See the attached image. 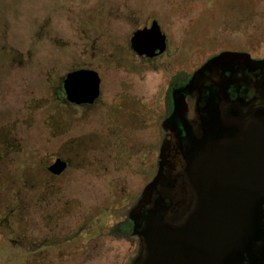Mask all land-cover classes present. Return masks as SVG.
I'll use <instances>...</instances> for the list:
<instances>
[{"label":"rangeland","instance_id":"rangeland-1","mask_svg":"<svg viewBox=\"0 0 264 264\" xmlns=\"http://www.w3.org/2000/svg\"><path fill=\"white\" fill-rule=\"evenodd\" d=\"M152 19L168 48L150 61L130 37ZM225 49L264 55V0H0V264H126L138 237L114 222L156 174L170 81ZM79 67L101 76L90 107L57 98ZM19 235L48 238L47 259Z\"/></svg>","mask_w":264,"mask_h":264},{"label":"water","instance_id":"water-1","mask_svg":"<svg viewBox=\"0 0 264 264\" xmlns=\"http://www.w3.org/2000/svg\"><path fill=\"white\" fill-rule=\"evenodd\" d=\"M130 46L138 55L153 58L166 52L167 35L153 19L150 26L133 32ZM238 59L255 61L247 51L223 50L206 60L187 84L172 90L174 109L162 122L165 134L156 175L128 214L135 224L146 222L143 231L136 233L147 246V255L139 264H237L253 250L264 218V123L256 134L222 145L219 141L230 133L222 126L216 106L206 107L209 126L201 138L193 134L188 117L187 95L201 90L205 72ZM61 82L72 104L91 105L101 95V76L94 68L71 69ZM174 138L181 148L184 139L188 140L183 153L192 180L199 183V203L181 224L166 221L159 204L145 215L159 186L176 181L171 172L176 165L171 160ZM67 167L68 161L57 156L47 169L60 175Z\"/></svg>","mask_w":264,"mask_h":264},{"label":"flooded vegetation","instance_id":"flooded-vegetation-1","mask_svg":"<svg viewBox=\"0 0 264 264\" xmlns=\"http://www.w3.org/2000/svg\"><path fill=\"white\" fill-rule=\"evenodd\" d=\"M151 22L143 24L136 29L143 28L144 26H150ZM133 52L138 55L135 51ZM138 57H141V59H148L150 61L156 58H149L145 55H138ZM252 57L255 61L248 62L244 59H238L233 63H226L223 67L216 68L212 71H206L201 90H194L192 93L187 95V103L189 107L188 117L190 119L195 137L201 138L203 136L204 128L209 126L205 123L208 117V112L206 111L207 105H214L217 107L219 118L222 121V126L227 128L230 133L219 141L222 145L238 142L247 136L256 134L258 131L257 129L264 123V55L258 57L252 55ZM206 60L200 63V65H198L191 74L187 75L185 81H179L173 89L187 84L192 74L200 68ZM61 89L64 92L62 82ZM92 105L93 104H85L77 106ZM173 109L174 102L171 95L169 113L165 116V118L172 113ZM172 143L174 146L173 155L175 157L173 156L171 160L173 159V162L176 161V165L171 172L172 176L176 178V181H171L159 186V188L154 192L152 203L145 208V215L147 216L149 213L148 210L151 211L156 209L159 204L162 206L163 212H165L166 221L174 224H181L199 203V183L192 180L191 173L189 174L188 172V163L185 158V154L183 153L184 144H187L188 140L184 139L182 148L177 144V140L175 138ZM67 161L68 167L66 170L69 168L70 164V161ZM167 169H170V167ZM49 173L53 176H59L51 173L50 171ZM196 175H198V173H193V176ZM152 178L149 181H151ZM161 198H163L162 201H160ZM159 201L160 203H158ZM6 217L5 212H0V235L7 233L3 230L7 223ZM125 223V226L121 229L124 228L126 233L121 234L119 237H125V239L128 240L137 235L136 233L143 231L146 227L145 221L140 222V224H135L129 216H127ZM83 228H85V225L79 226L76 233L81 234ZM137 237L138 244L136 245L135 251L132 249V244L134 242L129 240L131 245L127 251L126 264H139L147 255V246L145 242L138 235ZM50 239L51 238H49V240ZM9 241L12 244H21L29 251V253H32L33 256L37 255L39 260L47 259L48 248L46 246H48L49 243L48 238L44 241L36 242L34 240L28 241L26 237L19 235L15 238L9 237ZM42 245L45 246L42 247ZM51 251L53 252V250H49V254ZM84 252L85 250L76 255H84ZM237 264H264V218L261 222V227L256 234L252 252L245 253L241 261H238Z\"/></svg>","mask_w":264,"mask_h":264},{"label":"trees","instance_id":"trees-1","mask_svg":"<svg viewBox=\"0 0 264 264\" xmlns=\"http://www.w3.org/2000/svg\"><path fill=\"white\" fill-rule=\"evenodd\" d=\"M182 76L179 74H175L170 81V85L167 89L166 99H165L167 102L169 101L168 102L169 104L171 103V93H172L174 86H176L179 83V81H185L186 80L187 75L183 74ZM57 98L60 100L61 103L71 105L70 103H68L65 100V95L61 89V84H60L59 89L57 91ZM169 104H168V107L166 108V111L164 112L165 116L169 113ZM81 107H90V106H81ZM8 141H9L8 139L4 138L2 142L6 143ZM0 143H1V141H0ZM0 153H1V151H0ZM126 219H127V216L124 219H118L117 221L114 222L116 224L115 226L118 227L119 229H121L122 227L125 226ZM112 228L114 229L115 227H112Z\"/></svg>","mask_w":264,"mask_h":264}]
</instances>
